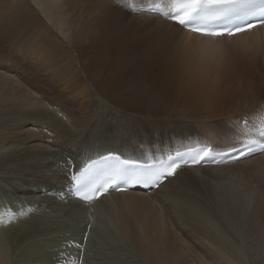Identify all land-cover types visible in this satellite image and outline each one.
Returning <instances> with one entry per match:
<instances>
[{
	"label": "rangeland",
	"instance_id": "rangeland-1",
	"mask_svg": "<svg viewBox=\"0 0 264 264\" xmlns=\"http://www.w3.org/2000/svg\"><path fill=\"white\" fill-rule=\"evenodd\" d=\"M95 1L0 0V75L9 79L16 99L29 100L43 115L33 123L20 125L19 130L12 128L33 149L46 148L60 156L68 152L65 144L77 148L86 145V149H91L110 141L112 146H126L110 133L119 130L123 135L125 129L134 126L131 115L137 114L123 112L122 115L101 96L84 70L91 63L90 59L83 58L81 48L91 44L89 35L96 31ZM97 1H104L106 8L108 5L120 8L128 19L133 18L132 14H154L132 10L133 5L145 6L152 4V0ZM75 5L83 7L74 12L71 6ZM257 40V46L244 47L240 55L225 51L226 47L221 45L211 52L198 53L190 45V54L176 59V68L184 81L178 84L183 86L186 82L188 96L179 104H165L149 111L155 113L149 115L152 121L141 120L148 124L145 136L127 130V135L132 136L130 139L137 137L140 145L155 152H164L173 144L184 148L194 140L208 142L214 149L216 144L226 146L254 139L253 132L264 120V82L256 68H260L258 55L260 63L263 61L264 40L261 35ZM193 44L205 45V42ZM46 53L52 55V62L46 59ZM247 53L249 62L235 60ZM253 69L263 87L256 85V88ZM151 72L158 73V70L151 69ZM94 74L98 77L99 71L95 70ZM131 77L137 76L130 70L128 78ZM3 82L0 80V85ZM130 82L133 81H126ZM5 123L6 126H0V133L8 128L9 120ZM118 124L125 129L116 127ZM12 129L6 133H12ZM228 130L232 134L226 137L224 132ZM69 134H74V139L66 137ZM76 135L80 137L75 139ZM4 147L9 150L12 145ZM0 152L5 151L1 148ZM201 173L184 186L181 182L169 185L178 178L169 180L150 203L124 200L126 205L117 208L113 200H108L110 209L95 219L88 264H96L100 259L104 264H133V254L140 260L135 264H147L127 241L116 239L123 236L118 226L128 219L131 227L137 225L145 240L151 237L145 252L157 264H264V227L259 228L252 217L264 215V154L236 166L208 167ZM176 189L179 195H174ZM150 191L136 192L148 197L152 195ZM151 213L159 215V223L163 220L156 225L155 233L148 228L152 224L149 220L137 222L140 214L148 218ZM81 226L84 229L86 224ZM124 243L132 254L124 249L115 250L123 248ZM171 244L182 254H172Z\"/></svg>",
	"mask_w": 264,
	"mask_h": 264
},
{
	"label": "bare ground",
	"instance_id": "bare-ground-1",
	"mask_svg": "<svg viewBox=\"0 0 264 264\" xmlns=\"http://www.w3.org/2000/svg\"><path fill=\"white\" fill-rule=\"evenodd\" d=\"M55 1L60 2L61 0ZM94 5L97 10L96 31L93 35H89V38L92 37L91 44L81 48L83 58L90 59L91 63L84 70L87 72V77L93 80L97 86L101 96L117 107L122 115L123 112L137 114L131 115L134 126L125 129L118 124L116 127L125 129V133L119 134V130L110 133L112 136L116 135L121 144H126V146L117 144L112 146L109 141L86 149V145L79 144L81 147L77 148L73 147L75 145L70 146L67 143L65 148H68L66 150L68 152L62 153L60 156L46 148L33 149L34 146L20 140L19 132L12 128L18 129L20 125L25 126L41 119L42 112L29 100L16 99L15 91L10 86L11 82L8 81V78L0 75V80L4 81L3 85H0V126H6L5 122L9 120L8 128L0 133V149L5 151L0 152V264H88L87 252L91 238L95 235L93 234L96 226L95 219L101 212L110 209L108 200H113L114 207L117 208L125 204L124 200L137 201L138 204L150 203V201L153 202L155 196L158 197L157 194L163 191L162 188L167 185L169 180L178 178L179 180L170 181L169 185L181 182L184 186L192 179L199 178L198 174L201 171L205 173L208 167L181 169L175 175L168 177L158 189L150 191L149 194L152 195L148 197L145 195L146 192L143 194L133 190L109 193L108 196L101 197L97 203L88 204L77 201L71 191L73 177H76L85 165L100 156L120 154L126 161L142 162L147 166L167 160L169 156L177 152L209 144L194 140V143L184 148L183 145L175 146L173 144L174 148L171 146L167 147L164 152L160 150L155 152V150L145 149V146L140 145V140L137 137L130 139L132 136H128L126 131H137L145 136L148 124L142 123L141 120L152 121L149 115L155 113H148L149 111L164 107L165 104L169 106L170 104L172 106L179 104L188 96L189 90L186 88L188 87L186 82L183 83V86L178 84V82L184 81L176 68V59L190 54L188 51L190 45L195 46L197 52L201 53L211 52L216 46L221 45L226 47L225 51L229 53L235 51L240 55L243 54L244 47L259 44L258 35H261V40H264V25L232 37H212L190 32L164 16L132 14L133 18L128 19V16L120 8L113 5H108L106 8L104 1L96 0ZM151 5L149 3L145 6H133L136 8L150 7ZM82 7L83 5L71 6L74 12H79ZM199 41L205 42V45L193 44ZM96 54H99V57L95 58ZM45 57L49 62L53 61L50 53H46ZM246 57H249L248 53L234 59L236 61L238 59L237 62L241 60L249 62ZM259 57L258 55L257 65L260 68L258 66L256 68L264 82V56L261 63ZM151 69L158 70V73L151 72ZM95 70L99 71L98 77L94 74ZM130 70L137 77L128 78ZM252 73L255 75V86L263 87L262 80L258 78L254 69ZM128 80L133 82L126 83ZM143 124L145 125L143 126ZM10 129H12V133L7 134L6 130ZM231 134L229 130L224 132L226 137ZM66 137L74 139V134L73 136L69 134ZM252 137L256 138V130ZM202 138L201 136L200 139ZM242 142L228 143L227 147L215 143L213 152L219 153L237 148L243 145ZM19 144H23V146L19 147ZM9 145H12L9 150L4 147ZM130 150L132 152H129ZM141 152L144 153L139 155ZM237 164L210 168L220 169L224 166H236ZM199 168H201L199 172L192 171V169ZM179 194L176 189L174 195ZM116 197H120L122 200L115 201ZM139 217L140 220L138 219L137 222L141 224L142 221L148 220L149 223H152L148 227L150 232L156 231V225H160L163 221L159 223L157 220L159 215L153 213L148 218L142 214ZM252 217H255L259 228L264 227V215L254 214ZM84 223L86 226L82 229L81 225ZM118 229L123 233L122 237H116L118 242L127 241L133 249L142 255L145 263L157 264V261L151 259L150 255L145 252L151 237L145 240L136 224L130 226L129 219L123 225H119ZM157 239L160 241V236ZM122 247H117L115 250L124 249L127 251L129 249L125 243ZM171 247L172 254H182L178 247H174L172 244ZM135 262H140V260L133 254L131 263L135 264ZM96 264H104L103 259L97 261Z\"/></svg>",
	"mask_w": 264,
	"mask_h": 264
},
{
	"label": "snow or ice",
	"instance_id": "snow-or-ice-1",
	"mask_svg": "<svg viewBox=\"0 0 264 264\" xmlns=\"http://www.w3.org/2000/svg\"><path fill=\"white\" fill-rule=\"evenodd\" d=\"M133 11L143 12H157L160 15L177 22L179 25L191 28L193 31H201L204 34L215 35L217 32L210 29V25L231 21L233 19L245 20L248 17H259L260 21L264 23V0H152L150 7H136ZM252 24H247L246 27H253ZM242 30L240 27L234 31ZM231 34V31L229 32ZM243 147L248 151H253L256 148L264 149V120L261 121L260 126L256 129V138H249L242 142ZM215 153L211 148H205L198 154V159L194 158L193 163H198L205 158L211 159ZM179 164H171L166 173H160L161 178L175 175ZM123 171H116L110 177L111 182L117 179H124ZM77 180V177H73ZM109 181H105L108 183ZM155 183V181H152ZM103 186L92 188L90 182L80 179L76 186L77 194L99 192ZM84 200H91L95 198L91 194H83L81 196ZM79 247V245H76Z\"/></svg>",
	"mask_w": 264,
	"mask_h": 264
}]
</instances>
